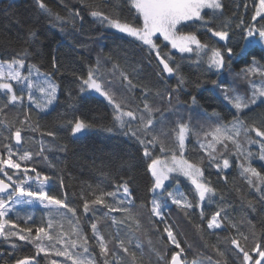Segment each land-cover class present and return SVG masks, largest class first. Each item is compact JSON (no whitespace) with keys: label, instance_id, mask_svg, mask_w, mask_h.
I'll use <instances>...</instances> for the list:
<instances>
[{"label":"snow or ice","instance_id":"obj_1","mask_svg":"<svg viewBox=\"0 0 264 264\" xmlns=\"http://www.w3.org/2000/svg\"><path fill=\"white\" fill-rule=\"evenodd\" d=\"M35 3L41 10L51 15V10L44 0H35ZM129 4L141 23L122 22L99 10L90 11V15L100 23H106L108 27L133 38L140 46L146 48L149 54L155 53V59L162 66L163 73L169 78L173 75L178 78L177 85L168 92L167 96L159 91L156 93L161 104L165 102L168 104V109L154 107L149 99L148 90L142 94V104L135 108L128 107L123 97L118 101L111 88V80L105 81L102 75H97L99 61L95 70H89L87 78L77 77V80L80 81L81 93L86 90L94 91L113 107V125L106 130L109 132L118 130L134 139L139 145L151 181L148 189L152 195L150 214L165 223L163 231L167 242L178 250H172L170 255L168 250L157 253L158 261L160 264H188L185 249L164 215L170 200L186 216L199 209L200 219L202 222L206 219V227L210 231H222L225 227L231 230L230 235L224 237L222 241L218 238L217 244L213 245L217 255L223 259L212 261L211 257H207L209 264H229V257L231 264H237V261L239 264H264V236L256 237L255 225H251L253 244L249 247V235L228 215L225 206L218 207L207 218L203 207L205 201L209 204L215 202L217 195V189L205 179V158L208 167L214 168L217 173H223L231 167L230 156L237 157L239 176L255 191L258 201L264 202V171H258L253 166L254 153L250 147H246V145H258V158L264 161V121L260 127H257L249 125L242 118L245 110L251 111L258 100L264 104L262 99L264 82L257 84L250 79L253 76L264 78V65L260 64L255 55L247 51L256 43L264 46V24L257 27L260 21H264V0H253L252 23L247 24L241 18L235 29H232L230 19L222 21L219 28L212 26L213 21L219 20L224 14L225 5L222 0H129ZM244 7L247 9L248 4L245 3ZM75 16L79 17L80 12H75ZM55 18L62 23L65 22L59 15ZM189 22L192 24L199 22V27H206L211 37L217 39L212 43H206L202 42L196 33L183 31L182 29ZM29 35L35 37L37 32L30 29ZM233 35H236L237 39L246 41L240 46L239 51L229 43ZM161 37L167 42L165 47L170 45L172 50L180 54L181 60L191 59L194 55L197 68L203 65L205 73L217 76H220L226 68L231 69L234 57L251 56V63L241 70L243 78L250 80L252 89L250 96L236 93L223 80L211 81L212 85L220 90L223 101L235 110L231 120L221 117L215 109L210 114H202L205 123L199 129H193L190 120L187 122L183 120L179 114L180 108L186 106L189 111L193 110L198 103L197 95H190L181 103L179 92L185 84V79L180 74V65L173 61L172 54H161L160 46L155 42ZM221 41L224 43L217 46ZM260 59L264 60V56ZM27 60L28 51L25 49L11 59L0 61V113L6 116L8 110L22 109L24 115L22 119L17 117L16 121L0 120V126H3V130L8 133L3 135L0 132L3 141H7L2 143L3 152H0V238L9 242L13 249L17 247L12 242L13 238L26 241L33 244L37 256L44 254L45 258L63 257L65 264L68 262L98 264L97 258L92 254L94 247H98L100 256L104 258L103 264H112L109 257L114 258L115 264H130L127 257L131 258V264H137V252L132 250V246L133 232L139 230L140 222L133 213L135 197L130 188L131 177L127 180L122 178L114 191H107L100 185L94 189L89 186L87 196L81 197L83 201L81 212L78 207L67 202L66 195L65 199L51 195L49 192L51 185L48 182L53 177L30 165L29 162L34 156H40L46 151L43 143L40 151L36 153L13 149L12 141L15 145H22L25 132L39 130V124L32 126L31 112H46L56 101L59 87L51 79L50 73L41 71L36 64L27 63L25 72ZM52 68H57L55 56L52 59ZM117 72L120 81L129 91L137 87L128 73L120 70L118 65H113L110 74L115 76ZM202 84L203 82L197 81L195 87L200 89ZM173 93H176L175 105L172 104ZM126 107L128 110H125ZM171 114H176L178 119L169 127L168 115ZM68 126L73 137L92 127L90 123L79 117L74 121H68ZM46 134L50 137L57 135L55 131H48ZM190 135L202 137L198 140L199 148L203 153L199 162H192L186 158V140ZM157 146L161 155H156L154 151ZM65 150V148L60 149V151ZM241 157H243L242 161ZM44 159L49 158L44 156ZM30 172L35 175L30 176ZM180 177L191 184L193 199L178 187H172L173 181L177 185L180 183ZM222 178L226 180V177ZM61 187H63L62 181ZM37 204L45 209L39 225L35 224L33 214L21 215L26 206ZM249 204L252 206V201H249ZM96 206H101L107 211L101 213ZM113 213L122 215L118 218ZM12 214H15V219L11 218ZM101 223L110 229L114 228V236L110 235L106 238L101 231ZM196 227L201 229L203 225L199 223ZM112 239L116 240L115 248L110 247ZM221 244L228 247L221 248ZM134 247L139 249L141 246L135 243ZM139 259L140 264H143L142 256ZM15 264H38V261L34 256H26L17 259ZM50 264H60V262L52 259ZM191 264H201V261L194 258Z\"/></svg>","mask_w":264,"mask_h":264},{"label":"trees","instance_id":"obj_2","mask_svg":"<svg viewBox=\"0 0 264 264\" xmlns=\"http://www.w3.org/2000/svg\"><path fill=\"white\" fill-rule=\"evenodd\" d=\"M222 2L225 5L224 14L219 20L213 21V27L219 28L222 21L229 19L232 29H235L241 18L247 24L252 23L253 0H222ZM44 3L51 10V15L41 10L35 0H0V60L11 59L27 49L28 60L24 71H27V63L36 64L41 71L50 73L51 79L59 86L57 99L46 112H31L32 126L39 124V130L25 132L24 143L18 146L12 141V147L21 152L30 150L36 153L40 151L41 143H43L46 151L40 156H34V159L29 162L30 165L53 177L48 182L51 185L49 189L51 195L59 199H65L66 195L67 202L78 207L81 212L83 202L81 197L87 196L89 186L94 189L100 185L107 191H114L122 178L127 180L131 177L130 188L135 197L133 213L140 222L139 230L133 232L132 250L137 252V264H140L141 256L143 264H160L157 253H164L168 250L170 255L172 250H178L167 242L163 231L165 223L150 214L152 195L148 189L151 181L150 175L146 172V162L142 158L139 145L134 139L123 135L118 130L112 132L106 130L113 125V107L103 97L93 93H81L80 81L77 77L87 78L89 70H95L99 61L100 67L97 75H102L105 81L111 80V88L118 101L123 97L128 107L135 108L142 104V94L148 90L153 106L162 109H168L169 106L166 102L161 104L156 93L159 91L167 96L168 92H171L177 85L178 78L175 75L169 78L166 73H163L155 59V53L149 54L148 50L140 46L133 38L112 30L106 23L102 24L90 15V11L99 10L122 22L141 23L134 9H131L129 0H44ZM245 3L248 4L247 9L244 7ZM77 11L80 12L79 17L75 16ZM57 15L64 18L65 22L57 20L55 18ZM198 23L189 22L182 30L196 33L202 42L212 43L217 39L211 37L206 27H199ZM261 24H264V21H260L257 27ZM30 29L37 32L35 37L29 35ZM155 41L160 46L162 55L171 53L173 61L180 65V74L185 79V84L179 92L181 103L190 95L198 97L201 92L208 91L217 100L222 101L233 114L235 110L223 101L220 90L212 85L211 81L214 79L223 80L229 88L242 96H250L252 90L250 80L243 78L241 70L251 63V56L234 57L231 69L226 68L220 76H217L205 73L203 65L197 68L194 55L191 59L181 60L180 54L172 50L170 45L165 47L167 42L163 39L159 38ZM223 43L221 41L217 46ZM229 43L239 51L240 46L246 41L237 39V36L233 35ZM247 51L255 55L260 64L264 65V60L260 59L264 56V46L254 44ZM53 56L57 60L56 69L52 68ZM113 65H118L120 70L128 73L137 87L129 91L120 81L119 72L112 76L110 72ZM250 79L257 84L264 82V78L260 76H253ZM197 81L203 82L200 89L195 87ZM175 96L176 93H173V105L177 103ZM25 104H27L26 99ZM125 110L128 108L126 107ZM212 112L211 109H205L199 101L191 111L186 106L179 110L184 121L190 120L193 129H199L205 123L202 114ZM218 113L223 117L221 112ZM17 117L24 118L22 109L8 110L6 116L0 113V120L16 121ZM77 117L84 119L92 127L73 137L70 134L68 121H74ZM242 118L249 125L260 127L264 121V104L258 100L257 105H253L251 111L245 110ZM177 119L176 114L168 115V126L171 127ZM48 131H55L57 135L50 137L46 134ZM0 132L3 135L8 134L3 130V126H0ZM199 139L202 137L190 135L186 140V158L192 162H199L203 155L199 148ZM2 143H7V141H3L0 136V152H3ZM246 147H250L254 153L253 166L258 171H264V161L258 158L259 146L246 145ZM61 148L66 150L60 151ZM154 151L156 155H161L158 146ZM44 156L49 159L45 160ZM240 160L242 161L243 157ZM230 163L229 169L224 170L223 173H217L214 168L208 167L205 158V179L217 189L215 202L211 204L204 202L205 217H210L218 207L225 206L228 215L241 225L242 231L249 235L248 246L250 247L253 244L251 225H255L257 238L264 236V202L258 201L255 191L249 188L239 176L237 157L230 156ZM33 174L29 173V175ZM222 177H226V180ZM61 181L63 187H61ZM172 187H178L180 191L186 192L189 198L193 199L192 186L185 178L180 177L178 185L173 181ZM249 201H252V206ZM96 207L101 213L107 211L101 206ZM44 211L45 209L37 204L31 207L26 206L21 215L33 214L35 224L39 225ZM113 215L119 218L122 214L113 213ZM164 215L168 224L177 233L181 246L185 249L188 264H191L194 258H198L201 264H209L207 257H211L212 261L223 259L217 255L213 245L217 244L218 238L222 241L224 237L230 235V229L225 227L222 231H210L206 227V219L201 221L199 209H196L190 216H186L170 200L168 210ZM11 218L15 219V214H12ZM199 223L203 225L201 229L196 227ZM21 226H23L22 221ZM100 227L106 238L110 235L114 236V228L105 227L103 223ZM12 242L17 245L15 249L9 242L0 238V264H15L17 259L26 256L36 257L38 264H50L52 259L65 264L63 257L45 258L44 254L37 256L35 247L31 243L18 241L15 238ZM135 243H139L141 247L136 249ZM115 246L116 240L112 239L110 247L115 248ZM220 247L228 246L221 244ZM92 254L97 258L98 264H103L104 258L100 256L98 247L92 249ZM109 259L112 264H115L114 258L109 257ZM127 259L131 264V258L127 257ZM229 264H231V257H229ZM237 264H239L238 261Z\"/></svg>","mask_w":264,"mask_h":264},{"label":"rangeland","instance_id":"obj_3","mask_svg":"<svg viewBox=\"0 0 264 264\" xmlns=\"http://www.w3.org/2000/svg\"><path fill=\"white\" fill-rule=\"evenodd\" d=\"M112 29V28H111ZM114 31H116L115 29H112ZM155 39V38H154ZM160 39H163L162 37ZM156 42V41H155ZM258 45H260L259 43H256ZM2 61V60H0ZM84 93H93L96 96L102 97L100 96L98 93H95L94 91H85ZM198 101L201 102V104L203 105V107L207 110L211 109V110H217L218 112H221L222 116L226 119L229 120L231 119V117L233 116L232 113L228 110V108L222 103V101L217 100L211 93H209L208 91H203L201 92L198 97H197ZM30 175V176H34ZM33 187H35V185H33Z\"/></svg>","mask_w":264,"mask_h":264},{"label":"water","instance_id":"obj_4","mask_svg":"<svg viewBox=\"0 0 264 264\" xmlns=\"http://www.w3.org/2000/svg\"><path fill=\"white\" fill-rule=\"evenodd\" d=\"M160 66V68L162 69V66L161 65H159Z\"/></svg>","mask_w":264,"mask_h":264}]
</instances>
